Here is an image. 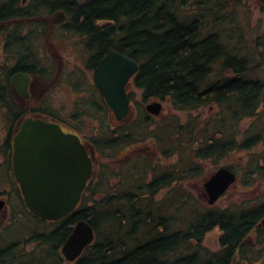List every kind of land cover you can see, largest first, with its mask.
I'll use <instances>...</instances> for the list:
<instances>
[{
    "label": "trees",
    "instance_id": "obj_1",
    "mask_svg": "<svg viewBox=\"0 0 264 264\" xmlns=\"http://www.w3.org/2000/svg\"><path fill=\"white\" fill-rule=\"evenodd\" d=\"M241 5V0H0L5 55L0 120L9 129L0 147L4 153L12 150L14 129L27 112L10 78L18 72L43 79L52 74L55 64L45 50L50 20L60 12L66 18L55 24L58 38L75 40L87 70L94 72L116 50L138 62L129 85L142 92L143 103L168 100L176 112L212 109L204 126L199 117L181 123L177 116L157 125L138 104L137 112L111 127L112 111L94 85L84 113L102 124L89 139L95 171L80 204L66 218L46 222L27 209L18 188L22 205L12 209L22 218L13 224L23 219L37 229L23 224L29 234L21 239L8 233L15 228L0 230V264H62L61 248L80 220L94 228L96 238L75 264L264 263V29L245 36ZM245 119L255 121L242 132ZM47 120L60 123L50 110ZM139 147L136 156L125 158ZM236 152L248 153L239 180L245 189L260 190L258 196L207 207L202 196L182 187L202 173L204 161ZM5 155L10 165L11 154ZM165 190L167 197L159 200ZM215 229L222 233L220 248L211 251L204 240Z\"/></svg>",
    "mask_w": 264,
    "mask_h": 264
},
{
    "label": "water",
    "instance_id": "obj_2",
    "mask_svg": "<svg viewBox=\"0 0 264 264\" xmlns=\"http://www.w3.org/2000/svg\"><path fill=\"white\" fill-rule=\"evenodd\" d=\"M65 18L63 12L56 15L58 22ZM139 69L138 62L112 50L94 71V84L118 122L130 116L128 88ZM30 80L28 74H16L11 85L28 98ZM146 110L160 116L163 105L155 101ZM13 148L14 176L27 209L46 222H58L72 214L95 171L94 154L81 138L65 132L57 123L27 118L14 137ZM237 181V174L229 167L215 171L204 184L208 205H215ZM4 207L5 201H0V211ZM95 238L94 228L85 220L78 221L61 248L62 255L69 262L77 261Z\"/></svg>",
    "mask_w": 264,
    "mask_h": 264
},
{
    "label": "rangeland",
    "instance_id": "obj_3",
    "mask_svg": "<svg viewBox=\"0 0 264 264\" xmlns=\"http://www.w3.org/2000/svg\"><path fill=\"white\" fill-rule=\"evenodd\" d=\"M243 5H241V19L243 23V27L246 28V35L250 34V31L253 32L257 29H264V0H241ZM64 22V21H63ZM61 23L58 22L56 16L50 20V34L48 38L47 48L45 50L52 58V63L55 64V68L51 75L46 77V79H36V87H37V95L34 96L35 101H32V108H38L39 105L37 101L42 102L44 106L50 111L55 112L60 119V123L65 127V129L73 134L78 135L85 143H89V139L91 135L97 133L99 131V127L102 124L101 120L95 119L92 116H85V108H89V101L91 96L94 95V89L92 88L94 84V72L87 70L85 66V59H83V54L80 46L75 42V40L71 37L64 36L62 38H58L57 29L55 24ZM2 39H0V64L4 62L5 55L2 51ZM250 42V41H249ZM49 61V59H47ZM96 86V85H95ZM128 91L130 93H135V100L131 101V113L130 115L137 112V105H143L146 110V106L152 102L158 101L153 100L147 103H143L142 101V92L135 88L133 85H129ZM79 103V104H78ZM163 105V111L160 116L153 115L156 119L157 125L162 123L165 118L177 116L179 117L181 123H185L189 121L191 117H199L201 121H203V126L212 116L211 108H203L201 110L190 111V112H176L172 109L170 101H161ZM77 104L82 107L79 111H77ZM211 109V110H210ZM136 110V111H135ZM147 111V110H146ZM74 115L79 116L78 119H74ZM114 121H117L113 112L110 116L109 123L111 127L114 126ZM255 119H245L240 123L241 131L244 132L247 130L253 123ZM0 122V138L4 139L6 136L5 130L1 127ZM156 125L153 126V128ZM243 134V133H242ZM87 148V146L85 145ZM143 147H139L138 149H132L131 151L123 152L126 154L125 158H133L136 156L135 154L142 150ZM151 149V148H149ZM149 149H145L142 152L147 153L149 156L156 155L155 151H151ZM87 150L91 153L92 148L88 145ZM124 154H120L119 157H122ZM178 159V155L174 157L172 160L175 161ZM248 159L247 152H236L232 153L219 159H211L204 161L202 163V173L196 178H194L191 182L185 183L182 187L186 188V190H191L192 194L199 198L203 197V204L207 207L214 206H226L230 202H238L248 198H254L258 196L260 190L257 189H245L241 185L240 182V174L243 171V168L246 166V161ZM4 161V158L0 155V163ZM116 167V166H115ZM221 167H232L237 174L238 181L219 199V201L210 206L207 203V193L204 189L205 182L209 179V177ZM16 185H11L9 182L1 185L0 190V201L6 202V209L4 212H0V230H7L9 227L15 228L9 230V234H15L13 238L19 237L17 239H21L26 237L29 234V231L22 229L23 224L29 225V227L33 226L32 229H37L35 225L36 223H26L25 220L22 219L23 224L17 221L13 224L14 218H22L20 214H13L14 210L13 206L21 207L19 195L16 192ZM168 195V190H165L158 197L159 200L166 198ZM20 204V205H19ZM16 211L15 213H17ZM50 224V223H48ZM50 226V225H49ZM53 226V225H52ZM42 227H44L42 225ZM17 229V231H15ZM49 228V227H48ZM41 229V228H40ZM38 229V230H40ZM50 229V228H49ZM12 231V232H11ZM47 231V230H46ZM3 232V234H8ZM221 231L219 229H215L212 232L208 233L204 240V245L211 251H217L220 248V236ZM36 244L30 245L31 248H35ZM61 254L63 259L62 264H75V262L67 261L64 256ZM264 264V263H262Z\"/></svg>",
    "mask_w": 264,
    "mask_h": 264
},
{
    "label": "flooded vegetation",
    "instance_id": "obj_4",
    "mask_svg": "<svg viewBox=\"0 0 264 264\" xmlns=\"http://www.w3.org/2000/svg\"><path fill=\"white\" fill-rule=\"evenodd\" d=\"M20 73L28 74L30 76V78H31L30 83H29V88H28V98L21 96L19 94V92L17 91V89H15L12 85H11V87L13 89V93H14L15 99L17 101L21 102V104H23V106L27 108V112L24 115V117L22 119H20V121H18V123L16 124V128L14 129V134H13V136L11 138L12 150H11V148L10 149H7V151H5V153H4V150L0 148V155L4 158V161L2 163H0V166H1L0 167V170L3 171V169H5L4 171L6 172V175H7V179L4 181V183H8L9 182L11 185H16V188L17 189L18 188L20 189V187H19V185H18V183H17V181L15 179L14 170H13V154H14L13 140H14L15 135L20 130L21 124L27 118H33V119L40 118V119H43V120H46V121H49V122H54V121H51V120H47V111H49V109L47 108V106L42 105L43 104L42 102L37 101L38 102L37 105H39V107L38 108H35V107L32 108V101H35L36 98H34V96L37 95V87L35 85L36 79L37 78L42 79V78L40 76H37L35 74H29L27 72H18V73H15V74H13L11 76V78L14 75L20 74ZM11 78H10V84H11ZM0 122H2L1 123V127L6 132L5 138L4 139H1L0 138V147H2V145L8 139L9 129L7 128V125L4 124V121L3 120H0ZM54 123H56V122H54ZM57 124H59L65 132L72 133V132L67 131L65 129V127L61 123H57ZM81 141L83 142L82 139H81ZM8 153L11 154V163H10V165L7 163V159H6V155H5V154H8ZM5 209H6V202H5V207L1 211L4 212Z\"/></svg>",
    "mask_w": 264,
    "mask_h": 264
}]
</instances>
